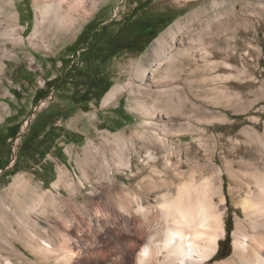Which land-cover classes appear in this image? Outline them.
I'll use <instances>...</instances> for the list:
<instances>
[{"label":"rangeland","instance_id":"1","mask_svg":"<svg viewBox=\"0 0 264 264\" xmlns=\"http://www.w3.org/2000/svg\"><path fill=\"white\" fill-rule=\"evenodd\" d=\"M138 1L95 0L69 29L41 27L34 34L33 1L0 0V128L19 108L25 111L18 119L21 137L35 118L55 128L53 147L37 164L25 152L17 161L19 139L9 165L0 170V239L14 241L17 251L28 257L27 264H64L53 257L38 261L19 243L35 246L41 239L57 244L61 237L75 255L69 264H112L123 243L131 248L137 240L138 201L153 204L154 197L167 192L168 183L163 186L161 181H170L172 174L185 181L190 171L219 168L225 171L221 185L227 228L215 261L231 253L234 216L240 214L234 201L244 196L248 182L243 174L264 171V0H152L149 14L171 16L168 26L143 52L121 50L103 64L100 58L92 60L91 67L109 89L98 105L75 104L72 93L83 91L76 81L91 77L86 66L75 64L81 74L66 80L61 63L47 61L58 59L88 25L100 28L118 21ZM161 39V55L150 57ZM207 43L220 51L216 59L221 63L217 73L208 68L200 83L201 75L194 76L193 69L182 72L188 67L181 62L204 65L208 57L200 49ZM207 51L216 52L213 47ZM172 54L180 60L169 68ZM47 81L56 82L34 107V92ZM113 87L119 93L103 106ZM171 87L177 88L172 99L183 92V107L160 103ZM215 145L218 165L213 170ZM1 256H7L0 254V264H6ZM11 264L21 262L11 259Z\"/></svg>","mask_w":264,"mask_h":264},{"label":"bare ground","instance_id":"2","mask_svg":"<svg viewBox=\"0 0 264 264\" xmlns=\"http://www.w3.org/2000/svg\"><path fill=\"white\" fill-rule=\"evenodd\" d=\"M4 1L5 4L8 3L7 0ZM32 1L37 20L34 34H36L38 31L37 29L41 27H47L51 30L69 29L75 22L83 18L86 11L91 9L93 3H95V0ZM175 30L177 31V29ZM40 37L41 35H39V38ZM22 39L21 35L17 38L18 41ZM162 41L163 39L152 47L150 50V57L157 54L161 55ZM209 46L213 47V50H216V52H208ZM200 50L208 57L204 60L205 64L196 65L195 61L186 63L181 62L184 65L187 64L188 67V69H183L182 72H190L191 69H193L192 73H195L194 76L197 77V75L200 74L201 78L202 75L208 72V68L213 73H217L219 71V62L221 63V61H217L216 55L219 54L220 51L208 43L206 45L203 44ZM226 55L228 57L227 59L231 58L230 53ZM169 60L170 62L167 65L170 68L177 65L180 59L176 60V55L172 54ZM215 77L213 78L215 79ZM216 78H218V76ZM178 79L180 78L177 77V80ZM201 81L204 83L203 78L200 79V83ZM197 82H199V80ZM176 86L177 85H175V87ZM175 87H171V89L165 91L164 97L160 96V103H164L163 105L169 104V106L174 107H183L184 104H182V97L180 96L183 92L176 94V98L172 99L173 96L171 92L173 93L174 90L177 89ZM119 91V87H113L109 90L102 99V105L107 106L111 104ZM183 101L187 102V99L183 98ZM210 116L212 117V114H210ZM250 134L247 135L251 136ZM220 139L219 137L215 141L217 142ZM251 139L253 140V138ZM263 142L264 141H262V143ZM216 149L217 147L215 145L210 157V164L213 170L214 167L218 165ZM149 160L153 161V157L149 156ZM223 172L225 171H221L220 168L219 171H190L185 181L182 180L178 173H174L175 175L172 174L170 176V181H161L163 186L168 183L166 185L167 192L159 198L154 197L151 201L153 204L144 206L140 201L137 202V212L140 216L137 229L138 241L136 240L137 242L135 241L132 243V245H130L132 247L130 248L124 246L123 241L120 240L121 244L123 243V246L118 248L120 256L118 260L113 261L112 264H264V171H259L258 169L245 171L243 174L248 181L247 183L245 181L246 193L243 197L240 196L241 198L236 201L233 200L234 205L239 207L240 214L235 213L234 216L232 250L228 257L215 261L219 240L224 236L227 228L226 199L222 194L221 185V176ZM126 235L128 237L134 236L129 233H126ZM135 237L136 236H134V238ZM112 240L114 239L111 237V241ZM19 243L26 249L25 251L31 256L34 255L38 261L53 257L57 262L62 261L64 264H69L70 259L75 256L72 251L65 248L66 240L62 239V237L57 244L41 239L36 241L35 246H30L24 240L22 242L19 241ZM14 244V241L0 239V254L6 255L7 258L4 256L1 257L6 258V264H11V259L20 260L21 264H27L26 260L28 257L18 252ZM84 260L86 259L84 258ZM92 263L102 264L98 262Z\"/></svg>","mask_w":264,"mask_h":264},{"label":"trees","instance_id":"3","mask_svg":"<svg viewBox=\"0 0 264 264\" xmlns=\"http://www.w3.org/2000/svg\"><path fill=\"white\" fill-rule=\"evenodd\" d=\"M138 2L128 14L118 21L111 20L100 28L99 25H88L76 40L64 49L58 59L47 61L53 66L59 61L61 63V75L66 80L81 74L80 69L75 64L86 66L85 71L90 73L91 77L85 81H76L82 86L83 91L72 93L75 104L87 107L93 101L95 105H98L109 89L108 83L99 77L95 68L91 67L92 60H99L100 58V62L103 64L106 59L121 50L143 52L150 42L170 23L172 17L169 15L153 17L149 14L148 6L152 0H140ZM68 55L71 57L70 59H67L66 56ZM55 82L47 81L43 87L35 90L31 100L34 107L39 101L48 97L49 89L54 86ZM21 117H25L23 108H19L15 115L6 118L4 126L0 128V170H4L10 163V140H13L20 133L21 122L18 119ZM51 131H55L53 123L46 119L35 118L21 137L17 161L24 157V152L27 153L28 159L35 164L38 163L39 159H43L53 147L55 137L51 135ZM46 140L52 141L51 144ZM41 146L45 148L39 149Z\"/></svg>","mask_w":264,"mask_h":264},{"label":"built area","instance_id":"4","mask_svg":"<svg viewBox=\"0 0 264 264\" xmlns=\"http://www.w3.org/2000/svg\"><path fill=\"white\" fill-rule=\"evenodd\" d=\"M19 139H21V134H18L13 140H10V143H11V153L12 154H14L15 151L17 150V146L19 145V141H20ZM12 154H11V159H12Z\"/></svg>","mask_w":264,"mask_h":264}]
</instances>
